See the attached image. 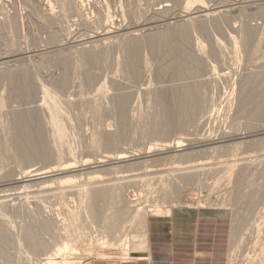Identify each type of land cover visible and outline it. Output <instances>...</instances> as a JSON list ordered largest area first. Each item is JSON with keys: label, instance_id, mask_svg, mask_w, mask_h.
<instances>
[{"label": "rangeland", "instance_id": "obj_1", "mask_svg": "<svg viewBox=\"0 0 264 264\" xmlns=\"http://www.w3.org/2000/svg\"><path fill=\"white\" fill-rule=\"evenodd\" d=\"M263 11L264 0H0L1 264L131 261L119 247L101 248L99 239L109 243L115 235L138 232L139 212L148 220L192 206L200 216H225L226 264H252L253 255L264 264ZM198 21L216 23L201 33ZM183 25L191 28L188 40L176 33ZM156 33L167 38L153 46L149 39ZM133 38L139 42L135 70L122 47ZM85 51L94 53L95 63L81 58ZM23 69L30 75L19 90L8 74ZM184 87L196 92L198 102L176 120L172 93L177 97ZM29 113L38 122L28 129L41 126L52 162L26 163L11 144L28 132L13 118ZM49 135L63 147L60 161ZM187 164L197 165L190 181L180 176ZM91 203L100 210L97 225ZM102 216H108L102 221L107 226ZM83 220L92 223L88 232ZM97 229L105 234L96 235ZM83 230L95 237L93 244ZM79 233L87 244L76 241L92 254L68 248L71 234L79 239Z\"/></svg>", "mask_w": 264, "mask_h": 264}, {"label": "bare ground", "instance_id": "obj_2", "mask_svg": "<svg viewBox=\"0 0 264 264\" xmlns=\"http://www.w3.org/2000/svg\"><path fill=\"white\" fill-rule=\"evenodd\" d=\"M88 1V0H87ZM62 2H64V0H62ZM66 2V1H65ZM254 2V1H253ZM64 4V3H63ZM76 4V3H75ZM78 4V3H77ZM78 6V5H77ZM233 6V5H232ZM202 7V6H201ZM200 6H199V8H201ZM197 8H198V6H197ZM204 8V7H203ZM50 10V9H49ZM209 10V9H208ZM79 11V10H78ZM203 11H204V9H203ZM222 11V10H221ZM220 11V12H221ZM51 12V11H50ZM80 12V11H79ZM208 12V11H207ZM206 12V13H207ZM264 12V11H263ZM222 14H224V12H221ZM219 14V13H218ZM218 14H217V16H218ZM254 14V13H253ZM84 15V14H83ZM239 15H242V14H240L239 13ZM203 16H204V14H203ZM225 17V16H224ZM203 19V18H202ZM201 19V20H202ZM200 20V21H201ZM205 20V19H204ZM200 21H198V22H200ZM211 21H213V20H211ZM211 21H209V22H211ZM197 22V23H198ZM214 23H216V21L214 22ZM214 23H212V24H214ZM212 24H208L207 25V23L206 24H204V22L202 23V22H200V25H198V29H199V31L202 33H205L206 31H207V29H208V26L210 25H212ZM2 25V24H1ZM185 25H183L180 29H178L177 31H176V33L178 34V36L182 39V40H188V38H189V34H192V33H189V28L187 29V27H184ZM197 27V26H196ZM131 28H132V26H131ZM143 28V27H142ZM210 28V27H209ZM191 29V28H190ZM140 30V29H139ZM210 30H212V29H210ZM134 31V30H133ZM192 31V30H191ZM247 33H248V35L250 34V31L249 30H245ZM136 32H137V30H136ZM245 32V36H247V33ZM135 33V32H134ZM207 33V32H206ZM97 34V33H96ZM157 34V33H156ZM104 35V34H103ZM114 35V34H113ZM158 35V34H157ZM155 36V35H153L154 37H151L150 39H149V42L153 45V46H158L161 42H163L166 38H167V34H165V33H162V34H159L158 36ZM107 36V35H106ZM108 37V36H107ZM111 38V37H110ZM109 38V39H110ZM114 38H116V35H115V37ZM113 38V39H114ZM112 39V38H111ZM104 40V39H103ZM105 40H107V39H105ZM114 40H116V39H114ZM112 41V40H111ZM111 43V42H110ZM112 43H114L113 41H112ZM124 43V42H123ZM105 44V43H104ZM115 44V43H114ZM138 44H139V42H138V39L137 38H133L131 41L129 40V41H126V43H124V46H122L124 49H125V51H127V64H129L130 65V69L131 70H135L136 69V67L138 66V57H137V47H138ZM109 45V44H108ZM111 45V44H110ZM112 47H114V45L112 46ZM111 47V48H112ZM121 47V48H122ZM119 48V47H118ZM115 49V48H114ZM104 50V49H103ZM121 51V50H120ZM92 52V51H91ZM88 53V52H84L83 53V55H82V59L83 60H88V62H91V63H95V55H94V53ZM94 52V51H93ZM122 52V51H121ZM100 54V53H99ZM107 54H108V52H107ZM116 54H117V52H116ZM119 54V53H118ZM121 55V54H120ZM98 56V55H97ZM96 56V57H97ZM116 56V55H115ZM118 56V55H117ZM62 57H64L63 55L61 56V58ZM65 58H66V56H65ZM104 58V57H103ZM106 58V57H105ZM115 58V57H114ZM186 59H188L187 57H185ZM42 59V58H41ZM40 59V60H41ZM57 59H59V57L57 58ZM100 59H102L101 57H100ZM108 60V59H107ZM117 60V59H116ZM191 60V59H190ZM66 61V60H65ZM106 61V60H105ZM114 61V60H113ZM108 62V61H107ZM111 62H112V59H111ZM191 62H193V63H196L195 61H193V60H191ZM4 63V62H3ZM42 63V62H41ZM44 63V62H43ZM68 63V62H67ZM66 63V64H67ZM121 63V62H120ZM111 65H112V63H110ZM122 64V63H121ZM92 65H94V64H92ZM38 66V65H37ZM119 66V65H118ZM127 66V65H126ZM28 68V67H27ZM118 68V67H117ZM25 69V68H24ZM23 69V71H21L20 73H19V71H18V74L16 73V74H8V76L10 75L11 76V80H16L15 82L18 84L17 86H18V88H19V90H20V86H19V83L21 82V84H23V83H25L24 82V80L26 81V79H27V77H29V75H30V73H29V71H30V69H27V70H24ZM22 70V69H21ZM29 70V71H28ZM13 72V71H12ZM17 72V71H16ZM10 73V72H9ZM125 73V72H124ZM126 74V73H125ZM215 76V75H214ZM222 76V75H221ZM219 77V76H218ZM216 78H217V76H216ZM9 79H10V77H9ZM214 79V78H213ZM222 79H223V77H222ZM17 80H20L19 82H17ZM88 81H87V85H88ZM214 84H215V82H214ZM219 84V83H218ZM16 85V84H15ZM90 85V84H89ZM23 86V85H22ZM21 86V87H22ZM217 86V85H216ZM215 85H214V87H216ZM220 86V85H219ZM210 87V86H209ZM24 87H22V89H23ZM28 88V87H27ZM88 88V87H87ZM204 88V87H203ZM82 89H84V88H82ZM81 89V90H82ZM27 90V89H26ZM29 90V89H28ZM23 90H21L20 92H22ZM23 92H25V90L23 91ZM22 92V93H23ZM197 94H196V92H194L193 90H191L190 89V87H184L181 91H180V93L178 92L177 93V97H176V93L175 92H173L172 93V99H173V102H174V105L176 106V108H175V111H174V117L176 118V120L178 119V117H181V116H183V115H189L190 113H192L193 112V110L195 109V105H196V103L198 102H196V98L198 97V96H196ZM120 99H122V98H120ZM124 100V99H123ZM196 102V103H195ZM262 102H263V106H264V95L262 96ZM122 104H124V101H122V100H120V104H118V105H120V107H121V105ZM81 105V104H80ZM83 106V105H82ZM262 106V107H263ZM79 107V106H78ZM84 107V106H83ZM126 107V106H125ZM86 108H87V106H86ZM83 109H85V108H83ZM262 109V108H261ZM261 109H260V111H261ZM264 109V108H263ZM262 109V110H263ZM80 110H81V107H80ZM123 109H121L120 111H121V113L123 114V111H122ZM86 111V110H85ZM44 112V111H43ZM82 112V111H81ZM87 112V111H86ZM39 113V112H38ZM85 113V112H84ZM40 115V114H39ZM39 115H36V116H38V118H39V120H41L40 118L41 117H39ZM44 115V114H43ZM84 115V114H83ZM46 116V115H45ZM43 117V116H42ZM120 117H121V114H120ZM123 117V116H122ZM34 119H36V118H34L33 117V114L32 113H29L28 115H27V118L26 117H24V116H22V117H20V118H18V117H14L13 118V120L14 121H19V122H24L23 124L25 125V129H28V128H33V127H30L31 125H33L32 124V121L33 122H36V121H34ZM121 119V118H120ZM123 119V118H122ZM121 119V120H122ZM43 121V120H42ZM123 121V120H122ZM38 122V121H37ZM40 122V121H39ZM44 123V122H43ZM46 123V122H45ZM176 123V122H175ZM37 124V123H36ZM47 124H49V123H47ZM37 125H39V124H37ZM181 125V122H179V120H178V123H176L175 124V126H176V128H178L179 126ZM48 126V125H47ZM36 127V126H35ZM39 127V126H38ZM35 128V129H28V132H25V133H21V134H18V135H16V136H14V138H13V140H11L12 141V143H11V141H10V143L13 145V148H14V145H15V147H16V149H18L17 150V152L18 153H20L21 155H22V157H23V161H25L26 163H28L31 159H33V160H43V159H48L49 160V158H50V161H51V159L53 158L52 157V154H51V151H49V146L47 145V143L49 142H47L46 143V140H47V138L46 139H44V137H46V136H44L43 137V132L40 130L41 128V126L39 127V128ZM46 127V126H45ZM42 129H44L43 127H42ZM46 130H48V128L46 129ZM44 131H45V129H44ZM48 131H50V129L48 130ZM122 131V130H121ZM231 132V131H230ZM51 133V131L49 132V134ZM107 134V133H106ZM121 135V134H120ZM52 136V137H51ZM49 135V138L51 137V143L54 145L53 146V150H54V156L56 157V158H54L55 160H57V158H58V161H60L59 159H62V149H63V147L62 146H60L56 141H55V137H53V135ZM107 136H109V134H107ZM71 139V138H70ZM73 139V138H72ZM207 139V138H206ZM49 140V139H48ZM74 140V139H73ZM111 141V140H110ZM9 143V141H8V145L10 144ZM51 144V145H52ZM161 144H162V141H161ZM166 144V143H165ZM12 145H10V146H12ZM50 145V144H49ZM160 145V144H159ZM156 147H157V150H161V146H159L160 147V149H159V147H158V144L157 145H155ZM164 146V145H163ZM151 147V146H150ZM149 147V148H150ZM154 151L156 150V149H154L153 147H151ZM163 148V147H162ZM51 149V148H50ZM146 151V150H145ZM145 154H147L148 155V153L147 152H145ZM150 154V153H149ZM155 154V153H154ZM235 156H236V154H235ZM52 157V158H51ZM233 157V156H232ZM241 157V156H240ZM245 158V157H244ZM53 159V160H54ZM230 159L231 158H229L227 161H230ZM240 159V158H239ZM248 159V158H247ZM226 160V159H225ZM225 160H224V162H225ZM57 161V162H58ZM235 161V160H234ZM52 162V161H51ZM194 162V161H193ZM54 163V162H53ZM227 163V162H226ZM225 163V164H226ZM193 164V163H192ZM197 165H201L200 163H196ZM216 164H218V163H216ZM233 164V163H232ZM197 165H194V167L195 166H197ZM217 166V165H216ZM183 167H185V168H183V169H180V170H184V171H181V172H184V173H182V174H180V176H183L185 179H186V181L187 180H191V178H192V173H191V168L193 169L194 167L193 166H190V165H188L187 164V167L186 166H183ZM174 168V167H173ZM173 168H172V170H170L171 172H169V173H172L173 172ZM181 168V167H180ZM198 168V167H197ZM174 169H176V168H174ZM168 170V169H167ZM167 170H166V172H167ZM178 170H179V168H178ZM191 170V171H190ZM195 170V169H194ZM36 171V170H35ZM165 171V170H164ZM169 171V170H168ZM175 171V170H174ZM187 171V172H186ZM33 173V172H32ZM156 173V172H155ZM158 173V172H157ZM160 173V172H159ZM39 175V173H36L35 175H33V176H38ZM133 175V174H132ZM226 175V174H225ZM132 177V179H134L133 177H135L134 175L133 176H130V178ZM225 177V176H224ZM125 178V177H124ZM127 178H129V177H127ZM126 178V179H127ZM129 178V180H131ZM101 181H104V180H101ZM108 181V180H107ZM106 182V181H105ZM128 182V181H127ZM179 182V181H178ZM97 183V182H96ZM103 183V182H102ZM102 183H101V188L103 187L102 186ZM180 183H182V182H180ZM180 183H179V185H180ZM184 183V182H183ZM182 183V184H183ZM74 184V183H73ZM106 184V183H105ZM177 184V183H176ZM181 184V185H182ZM71 185V184H70ZM100 185V184H99ZM180 185V186H181ZM183 186V185H182ZM60 187V186H59ZM45 188V187H44ZM65 188V187H64ZM176 188H177V186H176ZM67 189H68V187H67ZM81 189V188H80ZM72 190V189H71ZM98 190V189H97ZM180 190H182V189H180ZM76 191V190H75ZM79 191V190H78ZM47 192V191H46ZM49 192V191H48ZM52 192V191H51ZM71 192V191H70ZM80 193V192H79ZM180 193V192H179ZM94 194H96V193H94ZM60 195H61V193H60ZM98 197V196H97ZM79 198V197H78ZM80 199V198H79ZM81 201L79 200V203H80ZM94 202V201H93ZM95 202H96V200H95ZM3 204V203H2ZM179 204H182V203H179ZM188 204V203H187ZM186 204V205H187ZM34 205V204H33ZM82 205V204H81ZM91 205H92V203H91ZM97 205V204H96ZM98 206V205H97ZM182 206V205H181ZM16 207V206H15ZM26 207H28V206H26ZM80 206H78V208H79ZM95 207V205L93 204L90 208H92V212L90 213L93 217L95 216V217H97L96 215H98V213H99V217H100V210L98 209L99 207H97L96 209L94 208ZM60 208V207H59ZM126 208V207H125ZM179 208V207H178ZM185 209H194L193 211H195V212H199L198 210H196L193 206L192 207H188V208H186V207H184ZM1 209H3V208H1ZM18 209V208H17ZM37 209V208H36ZM35 209V210H36ZM80 209V208H79ZM78 209V210H79ZM98 209V210H97ZM127 209V208H126ZM140 208L138 207L137 208V211L139 210ZM81 210V212H82V209H80ZM125 210V209H124ZM31 211V210H30ZM37 212H39V210H36ZM35 211V212H36ZM66 212V211H65ZM68 212V211H67ZM96 212H98V213H96ZM120 212V211H119ZM1 213V212H0ZM27 213V212H26ZM78 214H79V211L77 212ZM76 213V214H77ZM125 213H127V212H125ZM39 214V213H38ZM69 214V213H68ZM34 215H36L35 213H34ZM72 215V214H71ZM81 215V214H80ZM104 215H106V214H104ZM37 216V215H36ZM77 216V215H76ZM79 216V215H78ZM91 216V217H92ZM123 216H124V213H123ZM127 216V215H126ZM40 217H41V215L39 216V218L37 219L36 217H35V221L37 222V226L40 224L39 222H38V220L40 219ZM84 217V216H83ZM95 217H94V222H96L97 221V219L95 220ZM103 218H104V216H102ZM108 217V216H107ZM107 217H105L104 219L103 218H101L102 220H101V222L102 221H107L108 219H107ZM122 217V216H121ZM137 217H140L137 221L139 222L140 221V223L138 224V222H137V225H136V227H138L139 226V230H138V232H133L131 229V231L132 232H130L131 234H126L125 235V233H123V235L121 236L120 235V237L118 236V235H115V236H117V237H115V236H113V235H111V236H113V239H111V240H109V239H107V237H104V238H106L107 239V241L109 242V243H106V241H104V239L102 238V240H101V238L99 239L100 241H103V242H105V243H103V242H101L102 243V247L101 248H104V246L106 247V244L108 245L107 247H116V248H118V249H120L121 251V254L123 255V256H125L126 258H130L131 260H137V259H140V258H142L141 256H140V253L141 252H146V251H148V235H147V223H148V221H147V218H141V214H140V212L138 213V215H137ZM34 218V217H33ZM33 218H31V219H33ZM70 218V217H69ZM86 218V217H85ZM31 219H29V221L31 220ZM71 219V218H70ZM78 219H79V217H78ZM87 219H89V218H87ZM86 219V221L85 222H87L88 220ZM91 219V218H90ZM107 219V220H106ZM72 220V219H71ZM76 221H78L77 219H75ZM121 220V219H120ZM120 220H119V222H120ZM8 221V220H7ZM10 221V220H9ZM35 221H34V219H33V222L32 223H35ZM43 221V219H41V221L40 222H42ZM66 221V220H65ZM75 221V222H76ZM99 221V220H98ZM67 222V221H66ZM71 222V221H70ZM74 222V221H73ZM72 222V223H73ZM74 222V223H75ZM93 222V223H94ZM104 222V223H105ZM29 223V222H28ZM39 223V224H38ZM83 224H85L84 223V220H83V222H82ZM89 223H90V221H89ZM89 223L85 226V228H84V230H87L86 232H88V229L90 228L88 225H89ZM7 224V223H6ZM78 224H79V222L77 223V224H75V226L77 225L78 226ZM83 224H79V226L81 225H83ZM90 224H92V223H90ZM95 224V223H94ZM102 224V226H104V225H106V223L103 225V222L101 223ZM124 224H125V222H124ZM128 224V223H127ZM35 225V224H34ZM71 225V224H70ZM70 225H68L69 227H71ZM73 225V224H72ZM96 225H97V222H96ZM114 225V224H113ZM112 224L110 225L109 224V228H110V231L109 232H112L111 231V227L113 226ZM4 226V225H3ZM6 226V225H5ZM79 227V229L80 228H82V227ZM87 226H88V229H87ZM100 226V225H99ZM98 226V227H99ZM107 226V225H106ZM257 226V225H256ZM66 227V226H65ZM91 227H94V225L93 226H91ZM107 227V228H108ZM73 228V227H72ZM82 228V229H83ZM107 228H105V230L104 231H106L107 230ZM2 229V228H1ZM67 229V228H66ZM100 230H102V227L100 226V228H99ZM104 229V228H103ZM262 229V228H261ZM84 230H83V234H82V232H81V236L83 237V235H85V237H86V235L87 234H85L84 233ZM90 230V229H89ZM73 231V230H72ZM75 231H78V229L77 230H75ZM79 231H81V230H79ZM92 231V230H91ZM93 231H95V230H93ZM128 231V230H127ZM126 231V232H127ZM134 231H137V230H134ZM261 231V230H260ZM74 232V231H73ZM103 232V231H102ZM108 232V234H110ZM120 232H122V230L120 231ZM125 232V231H124ZM92 233V232H91ZM94 233V232H93ZM97 234L96 235H101V234H103V233H98V229H97V232H96ZM128 233V232H127ZM262 233V232H261ZM75 234V233H74ZM74 234H71V235H73V236H75V237H73V239L74 240H72V245H71V247H68V248H70V250H72V254H75V252H77L78 253V251L79 252H81V253H83V251L85 252V251H89V252H91V254H92V250H87V247L84 245L85 243H86V241L89 239V241L91 240V244H93L92 243V241H93V239L95 240V237L92 239V238H89V237H86V241H85V243H84V239L82 240L81 238V236H80V233L78 234L79 235V239H78V237H76L77 235H74ZM89 235H90V231H89V233H88ZM105 234V233H104ZM103 234V235H104ZM108 234H106L107 236H108ZM264 234V233H263ZM71 235H68V237L70 236V238H71ZM94 235H95V233H94ZM93 234H92V236H94ZM95 235V236H96ZM98 235V236H99ZM105 235V236H106ZM257 235V234H256ZM110 236V237H111ZM123 236H125L124 238H123ZM231 236H234V232L232 231V234H231ZM97 237V236H96ZM109 237V238H110ZM123 238V239H122ZM233 238V237H232ZM257 238V237H256ZM259 238L261 239V237L259 236ZM76 239H77V241L78 240H82V242L84 243H78L77 241H76ZM254 239V238H253ZM259 239V240H260ZM97 241H98V238L96 239ZM122 240V241H121ZM256 240V239H255ZM258 240V241H259ZM89 241H88V245L90 246L91 244H89ZM80 242V241H79ZM253 242V241H252ZM78 243V244H77ZM97 243V242H96ZM254 243H255V241H254ZM264 243V242H263ZM77 244V245H76ZM81 244V245H80ZM87 244V243H86ZM100 244V242L98 241V243H97V248H100L98 245ZM251 244H253V243H251ZM254 245V244H253ZM85 246V247H84ZM88 246V247H89ZM96 246V245H95ZM235 246V244H234V242L232 241V243H231V249H232V247H234ZM91 247H93L92 245H91ZM109 247V248H110ZM262 247V246H261ZM92 249V248H91ZM262 249H263V247L261 248V252H263L262 251ZM98 250H100V249H98ZM103 250V249H102ZM88 252V253H89ZM99 252V251H98ZM97 252V253H98ZM102 252V251H101ZM110 252V251H109ZM116 252H118V251H116ZM119 252V253H120ZM260 252V253H261ZM81 253H78V254H81ZM87 253V254H88ZM103 253V252H102ZM115 253V252H114ZM255 253V252H254ZM260 253H258V254H260ZM83 254H86V253H83ZM95 254V253H94ZM99 254V253H98ZM262 255H263V253H261ZM101 254H99V256H100ZM122 255H121V257H122ZM255 255H257L256 253H255ZM91 256V255H90ZM93 256V255H92ZM95 256H97L96 254H95ZM104 256V255H103ZM62 257V256H61ZM89 257V256H88ZM257 257V256H256ZM264 257V256H263ZM101 258H102V256H101ZM248 258H252L251 256L250 257H248ZM256 259H257V261H260V260H258V257L257 258H254V255H253V259H249V260H251L252 261V264H255L254 262H256L257 264H260V262L258 263L257 261H256ZM260 259V258H259ZM1 260V259H0ZM60 260H61V258H59V259H56L54 262H50L49 264H60ZM248 260V259H247ZM248 260V261H249ZM123 261H125V260H123ZM263 262V261H262ZM251 263V262H250ZM0 264H1V262H0ZM87 264H89V263H87ZM248 264V263H247ZM262 264V263H261Z\"/></svg>", "mask_w": 264, "mask_h": 264}, {"label": "crops", "instance_id": "obj_3", "mask_svg": "<svg viewBox=\"0 0 264 264\" xmlns=\"http://www.w3.org/2000/svg\"><path fill=\"white\" fill-rule=\"evenodd\" d=\"M147 221L146 256L113 264H226L229 232L225 216L174 211ZM92 264L112 263L97 260Z\"/></svg>", "mask_w": 264, "mask_h": 264}]
</instances>
